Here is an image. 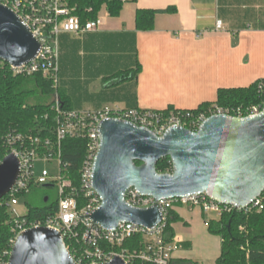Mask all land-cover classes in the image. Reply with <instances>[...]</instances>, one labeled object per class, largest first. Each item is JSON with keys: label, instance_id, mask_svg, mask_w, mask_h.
<instances>
[{"label": "crops", "instance_id": "0c3cea01", "mask_svg": "<svg viewBox=\"0 0 264 264\" xmlns=\"http://www.w3.org/2000/svg\"><path fill=\"white\" fill-rule=\"evenodd\" d=\"M140 8L174 11L158 13L153 29L138 30ZM100 16L98 31L58 37L59 70L60 60L64 66L80 60L82 78L97 80L99 99L85 111L197 109L216 102L220 88L248 87L264 79V0H126L118 17L105 8ZM63 85L75 110L69 83ZM172 214L174 259L217 264L222 239L208 230L213 218L183 206ZM198 234L219 238L213 254L196 250Z\"/></svg>", "mask_w": 264, "mask_h": 264}, {"label": "water", "instance_id": "95a60500", "mask_svg": "<svg viewBox=\"0 0 264 264\" xmlns=\"http://www.w3.org/2000/svg\"><path fill=\"white\" fill-rule=\"evenodd\" d=\"M40 49L41 42L22 19L0 4V59L20 67L32 62ZM98 129L101 144L92 184L102 203L91 218L101 228H116L121 222L153 228L162 221L158 206L127 204L124 195L130 187L156 199L205 192L239 210L264 193V109L241 117L213 115L196 131L174 126L163 135L119 119H106ZM165 157L171 158L173 171L160 173L157 163ZM19 175L20 161L10 154L0 163V200ZM8 264L78 263L59 231L37 227L17 237ZM100 264L127 263L115 256Z\"/></svg>", "mask_w": 264, "mask_h": 264}, {"label": "built area", "instance_id": "2783aa9c", "mask_svg": "<svg viewBox=\"0 0 264 264\" xmlns=\"http://www.w3.org/2000/svg\"><path fill=\"white\" fill-rule=\"evenodd\" d=\"M12 9L30 28L33 35L41 42L38 56L30 63L16 67L0 59V69L8 66L14 74L32 75L42 72L43 75L59 85L58 67V37L61 33L81 35L98 31L103 20L99 16L96 20L82 22L73 14L65 0H0ZM221 27V22H218ZM260 85L264 87V79ZM55 125L52 135L46 137L41 146V138L31 133L10 132L3 136L6 152L0 163L10 154H14L20 161V175L15 186L5 196L3 202L11 213L14 221V238L12 245L19 235L31 228L48 227L60 232L70 253L78 264H100L112 261L115 256H121L127 264L134 257H138L148 264H171L174 246L165 236L167 220L177 206L189 209L200 208L205 213H215L218 217L224 213L244 211L251 213L255 210H264V193L242 210L232 204H224L207 193H193L180 197L156 199L150 195L141 194L136 188L130 187L125 192L127 204L135 208H150L158 206L163 214L162 221L153 228L132 222H121L116 228L105 229L95 224L91 218L93 212L102 203L100 196L92 184L95 159L100 149L99 124L106 119H119L145 127L158 135L174 126H182L193 131L198 130L201 124L210 116L228 114L234 116H249L259 114L264 109V100L259 105H253L244 114L242 109H224L214 107L198 114L189 110L170 112L167 115L159 111H149L139 108H110L97 111L65 110L60 99L56 103ZM234 111L236 114H232ZM86 138L87 153L79 175V186H76L69 175V166L63 162L62 142L67 139ZM38 144V145H37ZM39 160H57L60 172L52 174L43 169L38 176L35 163ZM51 185L57 187V210L42 219H28L16 207L20 197L28 193L32 185ZM83 195V200L79 194ZM4 198V197H3ZM2 198V199H3ZM1 199V200H2ZM0 200V201H1ZM135 235H143L146 245L132 255L118 253L106 245H122L127 239ZM79 240V247L74 246L72 240ZM66 241L69 242L70 247ZM10 255V253H9ZM8 260L0 259V264H8ZM200 264V263H198Z\"/></svg>", "mask_w": 264, "mask_h": 264}, {"label": "trees", "instance_id": "16d2710c", "mask_svg": "<svg viewBox=\"0 0 264 264\" xmlns=\"http://www.w3.org/2000/svg\"><path fill=\"white\" fill-rule=\"evenodd\" d=\"M73 14L82 22L96 20L100 12L105 8L108 15L118 17L124 7L126 0H65ZM174 8L165 10L140 8L136 13V27L138 30H151L154 28L156 15L160 12H172ZM132 72L136 71L132 69ZM263 80L248 87L220 88L218 99L214 103H203L197 109H189L192 113L206 112L216 106L224 109H242L247 114L249 107L259 105L264 100V88L260 85ZM264 87V86H263ZM60 99L62 108L73 110L70 106L68 96L63 92L60 85L56 86L53 80L45 77L42 72L32 75L14 74L8 66L0 69V159L6 152L3 136L10 132L33 134L41 138L42 142L52 134L55 125L56 103ZM186 110L169 108L159 110L167 115L170 112H182ZM232 114H236L234 111ZM38 145V144H37ZM87 153V139L67 138L62 142L63 162L69 166V175L76 186H79V175L83 159ZM141 162H137L140 164ZM157 171L169 173L173 171L170 157H165L157 163ZM46 185H32L28 193H24L26 199L28 219H42L57 210V200L52 201L49 194H44L41 204H35L31 195L40 187ZM53 187V186H48ZM83 200V195L79 194ZM0 201V259L7 260L12 249L14 238V219L8 208ZM173 211V210H172ZM170 211L165 228V236L172 241L174 230L172 224L176 218ZM208 230L211 234L220 236L222 239V250L217 264H264V210L245 213L244 211H233L224 213L218 218L207 221ZM79 241V240H78ZM72 240L74 246L79 247L81 243ZM70 247L69 242L66 241ZM146 245L143 235H135L127 239L122 245H106L110 250L129 255L140 251ZM73 253L72 248L70 247ZM130 264H148L134 257ZM171 264H198L185 259H173Z\"/></svg>", "mask_w": 264, "mask_h": 264}, {"label": "rangeland", "instance_id": "374dc122", "mask_svg": "<svg viewBox=\"0 0 264 264\" xmlns=\"http://www.w3.org/2000/svg\"><path fill=\"white\" fill-rule=\"evenodd\" d=\"M92 66H88L87 72L92 71ZM83 64L80 60L74 61L71 66L68 64L66 66L62 65L60 60V70H59V85L62 88L63 82H68L69 93L72 97L73 106L75 110L85 111L91 108V103H94V99H99V92L95 88V83L97 80L82 78ZM93 74V73H92ZM92 77V75H91ZM90 86L88 87V85ZM98 97V98H97ZM43 169H47L52 174H58L60 172V165L57 160L45 161L39 160L35 163V171L39 176ZM44 194H49L52 201L58 199L57 187H40L31 195V200L35 204L42 203V197ZM21 213H27L26 199L20 197V203L16 207ZM209 218H217L215 213H208ZM200 236L198 244L196 245V250L199 252H207L213 254L218 247V237L205 238L204 234H198ZM210 264H213L210 263Z\"/></svg>", "mask_w": 264, "mask_h": 264}]
</instances>
